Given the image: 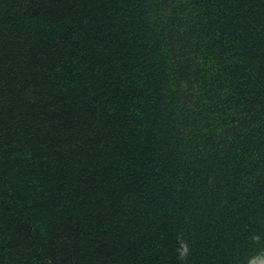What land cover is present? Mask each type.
<instances>
[{
  "label": "trees",
  "instance_id": "16d2710c",
  "mask_svg": "<svg viewBox=\"0 0 264 264\" xmlns=\"http://www.w3.org/2000/svg\"><path fill=\"white\" fill-rule=\"evenodd\" d=\"M264 254V0H0V264Z\"/></svg>",
  "mask_w": 264,
  "mask_h": 264
},
{
  "label": "rangeland",
  "instance_id": "374dc122",
  "mask_svg": "<svg viewBox=\"0 0 264 264\" xmlns=\"http://www.w3.org/2000/svg\"><path fill=\"white\" fill-rule=\"evenodd\" d=\"M249 264H264V254L261 257L252 260Z\"/></svg>",
  "mask_w": 264,
  "mask_h": 264
}]
</instances>
